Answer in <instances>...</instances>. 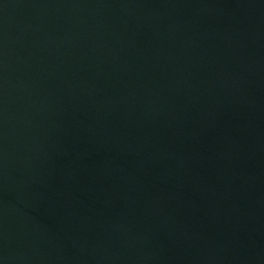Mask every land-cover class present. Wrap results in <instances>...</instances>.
Wrapping results in <instances>:
<instances>
[{
	"label": "water",
	"instance_id": "95a60500",
	"mask_svg": "<svg viewBox=\"0 0 264 264\" xmlns=\"http://www.w3.org/2000/svg\"><path fill=\"white\" fill-rule=\"evenodd\" d=\"M0 264H264V0H0Z\"/></svg>",
	"mask_w": 264,
	"mask_h": 264
}]
</instances>
